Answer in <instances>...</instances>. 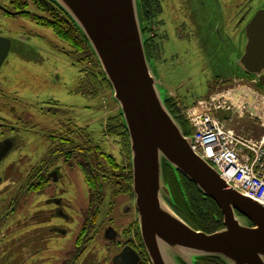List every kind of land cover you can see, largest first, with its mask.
<instances>
[{
  "label": "rangeland",
  "instance_id": "1",
  "mask_svg": "<svg viewBox=\"0 0 264 264\" xmlns=\"http://www.w3.org/2000/svg\"><path fill=\"white\" fill-rule=\"evenodd\" d=\"M18 2V10L26 9V0ZM8 3L9 0H0V5ZM249 7L252 15L264 7V0H161V36L157 39L161 47L157 52L155 50L158 56L153 57V73L161 91L186 106L185 110L212 96L236 89L251 101L256 95L264 98L249 80L231 81L238 78L234 77L237 70L235 62L244 49V28L248 21H242V17ZM29 11L42 15L35 5L30 6ZM157 19L152 18V23ZM0 36L11 41L8 56L0 68V122L16 130L2 129L0 132L4 138L17 136L11 139L13 147L0 161V175L9 173L19 177L11 192L19 193L29 167L43 157L47 142L41 133L53 118L39 109L50 99L71 112L72 120L81 125V145L93 147H89L91 153L87 152L89 158L108 177L113 176L107 168L109 156L121 164L122 159L125 160L122 153L126 154L121 139L109 132L117 126L115 119L119 111L90 53L71 48L51 29L36 25L25 16L10 17L1 10ZM257 104V110L263 117L264 105ZM66 123H69L68 119ZM230 127L239 131L241 128H257L255 133H260L258 125L247 114L237 117ZM71 128L74 127L71 125ZM64 173L67 179L57 186V190H63L61 195L70 205L65 207V213L71 220L58 222L55 218L36 217L45 196L26 195L13 216L3 222L0 264H42L41 261L48 258L45 264H58L57 260L62 256L59 250L70 249L80 218L87 210L88 188L77 167L73 166L72 170L66 167ZM108 177L100 181L106 197L113 191L110 185L113 180ZM114 201L118 207L128 200L119 197ZM28 218L35 219L30 250L35 249L31 244L35 246L41 242L44 226H62L67 230V236L58 240L51 238L48 249L33 253L27 260L26 231L30 228L24 225ZM15 225L17 228L10 231ZM103 257L101 246L97 247L93 263L85 264L103 262Z\"/></svg>",
  "mask_w": 264,
  "mask_h": 264
},
{
  "label": "water",
  "instance_id": "2",
  "mask_svg": "<svg viewBox=\"0 0 264 264\" xmlns=\"http://www.w3.org/2000/svg\"><path fill=\"white\" fill-rule=\"evenodd\" d=\"M51 1L86 39L122 116L139 233L150 264H195L200 258L264 264V205L225 183L214 167L190 150L191 137L167 109L169 95L159 88L153 62L147 59L138 0ZM244 38L235 77L250 78L264 95V7L246 23ZM10 47V39L0 36V68ZM12 147L0 145V161ZM163 163L216 204L221 229L195 230L174 211Z\"/></svg>",
  "mask_w": 264,
  "mask_h": 264
},
{
  "label": "flooded vegetation",
  "instance_id": "3",
  "mask_svg": "<svg viewBox=\"0 0 264 264\" xmlns=\"http://www.w3.org/2000/svg\"><path fill=\"white\" fill-rule=\"evenodd\" d=\"M26 2V9L18 10V3L15 0H9L7 5H0V10L10 17L24 16L25 14V17L29 18L27 14L31 13L29 7L33 6V2L32 0ZM138 4L139 17L143 24L142 30L146 53L149 60L154 62L153 57L158 56L157 54L155 55V50L157 52V49L161 47L160 43L157 41L161 36V21L159 20V14L162 13L161 0H138ZM251 9V7L247 9L248 11L246 15L242 17V21H248L250 19L252 16ZM152 18L158 19L156 22L152 23ZM235 79L233 78L231 81H250L248 77L246 78L243 76ZM76 90L77 85L75 91ZM47 102L48 103H42L39 109L43 111L44 115L53 118L52 121L49 122L50 125H45V129H43L41 133L47 142L43 157L37 163L29 167L22 182L23 186L19 188V193L11 192L18 184L19 177L17 175L9 173L0 175V237L2 232L1 228L4 227L3 222L9 216H13L26 195L36 194L45 196L42 204L38 206L40 208L38 211L40 214L36 217L48 218V220L50 218H55L58 222L70 221L71 218L65 213V207L70 205L61 195L63 190L61 189L59 192L57 186L67 179L64 173L66 167L72 170L73 166H75L83 175L82 166L85 165L90 168V174L96 182V185L94 189H88L87 191L88 202L86 213L84 217L80 218L70 249L59 250L62 256L58 258V264L93 263L92 261L96 249L100 246L104 252V264H150L147 261V254L139 233L135 197L132 191V172L128 155L122 153L125 160L122 159L121 164L113 161L116 168L113 167L112 164L107 166L113 174V176L108 177L103 170L98 169L100 166L92 162L89 158L87 152L91 153L90 149L93 147L81 145V125L79 126L72 120L69 115L71 112L66 111L56 100L50 99ZM66 119H68L69 123H66ZM2 120L3 119H1V121ZM34 125L35 124H32V126ZM71 125L74 128H71ZM2 129L12 132L16 131L13 126L0 122V131ZM32 130L35 131L36 129L32 128ZM0 135H2L0 137V145L3 143L13 145L11 139L17 137L4 138V134L1 132ZM101 154L103 155V153ZM109 157L114 160L113 156ZM162 169L163 177L169 185L173 198L176 200L174 190L177 186L175 187L174 176L167 167L163 166ZM106 177L113 180L110 184L113 191L108 192L109 195L107 197L100 184V181H103ZM119 197L126 198L128 201L116 207L114 200ZM175 203V207L181 212L178 203L176 201ZM34 220V218H28L25 220L24 225L27 229L30 228L26 231L28 237L25 243L29 249L27 252L30 253V255L27 253L25 256L27 260L33 253H38L42 251V249H48L51 238L58 240L61 237L67 236V230L62 226H44L42 227L44 235L43 237L40 236L41 242H38L35 246L31 244L35 249L30 250L29 243L33 238L32 223ZM114 224L119 227H115ZM15 228H17L16 225L10 231H14ZM4 245H7V243H4ZM7 246L11 245L9 244ZM48 259H43L41 263L45 264V261ZM52 260L54 261V258H52ZM103 262L97 264H103ZM195 264L220 263L213 259H197Z\"/></svg>",
  "mask_w": 264,
  "mask_h": 264
},
{
  "label": "built area",
  "instance_id": "4",
  "mask_svg": "<svg viewBox=\"0 0 264 264\" xmlns=\"http://www.w3.org/2000/svg\"><path fill=\"white\" fill-rule=\"evenodd\" d=\"M225 94L198 102L184 112L191 129L190 149L214 167L225 183L264 205V116L260 115L255 101L248 100L246 95L243 101L238 99L240 103L234 105L223 97ZM228 112L235 117L228 121L220 120L219 115ZM245 114L258 125L260 133L257 136L254 130L241 128L239 131L228 126L227 123L232 124L234 118Z\"/></svg>",
  "mask_w": 264,
  "mask_h": 264
},
{
  "label": "trees",
  "instance_id": "5",
  "mask_svg": "<svg viewBox=\"0 0 264 264\" xmlns=\"http://www.w3.org/2000/svg\"><path fill=\"white\" fill-rule=\"evenodd\" d=\"M15 1L19 5L18 0ZM32 2L33 5H35L36 10L42 15L28 13L27 17H29L37 25L51 29L58 38L69 44L71 48L90 53L91 57L94 59V63L100 70V75L103 83L108 87L109 90H111L110 85L105 79V76L101 71V68L86 39L83 37L79 29L69 18V16L51 0H32ZM24 16L26 15L24 14ZM147 59L149 60L148 56ZM94 79L96 78L94 77ZM165 105L173 118L183 128L184 134L191 135V129L182 114V110H185L186 106L182 105V103L174 101L170 96H168L167 100L165 101ZM115 122L117 123V126L109 132H111V136H116L121 139L120 142L130 160L128 134L123 124L121 114L118 113ZM98 150H100V148ZM108 162L116 168L113 160L110 157L108 158ZM163 166L167 167L172 173V175L174 176L173 179L176 184L175 187L177 186L174 190L176 200L173 198L171 193L173 202L171 206L174 211L195 230L203 231L205 233H212L221 229L223 227L222 216L216 204L211 199L203 196L194 184L183 178L181 175H176L167 164L163 163ZM89 170L90 168L88 166H82L84 182L87 185L88 189L91 190L94 189L96 182L92 178ZM175 201L178 203L182 213L175 207ZM146 258L149 262L147 255ZM200 259H213L215 261H218L220 264H224L218 258Z\"/></svg>",
  "mask_w": 264,
  "mask_h": 264
},
{
  "label": "bare ground",
  "instance_id": "6",
  "mask_svg": "<svg viewBox=\"0 0 264 264\" xmlns=\"http://www.w3.org/2000/svg\"><path fill=\"white\" fill-rule=\"evenodd\" d=\"M245 88V87H244ZM250 91V90H249ZM248 93V92H247ZM241 94V95H240ZM257 94V93H256ZM242 96V93L240 92L239 93V91L236 89V91H233V92H229V93H227V94H225L223 97H225L226 99H228L230 102H233L234 103V105H236V104H239L240 102H238V99H240L241 101H243L244 100V94H243V96ZM256 96H258V95H256ZM245 97H247V96H245ZM248 98V97H247ZM250 98V97H249ZM248 98V99H249ZM251 99H254V97H252ZM256 99V100H255ZM255 99H254V101H255V103H256V108L258 107V104L257 103H262L263 105H264V98H256L255 97ZM257 100H258V102H257ZM253 101V100H252ZM261 101V102H260ZM253 103V102H252Z\"/></svg>",
  "mask_w": 264,
  "mask_h": 264
},
{
  "label": "crops",
  "instance_id": "7",
  "mask_svg": "<svg viewBox=\"0 0 264 264\" xmlns=\"http://www.w3.org/2000/svg\"><path fill=\"white\" fill-rule=\"evenodd\" d=\"M253 130H254V129H253ZM253 130H252V131H253ZM255 132H256V130L254 131V135L256 136V133H255Z\"/></svg>",
  "mask_w": 264,
  "mask_h": 264
}]
</instances>
